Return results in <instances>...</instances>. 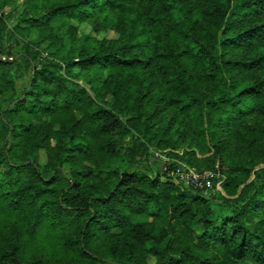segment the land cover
<instances>
[{
    "label": "trees",
    "instance_id": "16d2710c",
    "mask_svg": "<svg viewBox=\"0 0 264 264\" xmlns=\"http://www.w3.org/2000/svg\"><path fill=\"white\" fill-rule=\"evenodd\" d=\"M22 1L48 17L41 43L70 48L36 68L28 46L5 52L0 16V264H264V0ZM135 135L190 166L219 158L225 195L141 169Z\"/></svg>",
    "mask_w": 264,
    "mask_h": 264
},
{
    "label": "rangeland",
    "instance_id": "374dc122",
    "mask_svg": "<svg viewBox=\"0 0 264 264\" xmlns=\"http://www.w3.org/2000/svg\"><path fill=\"white\" fill-rule=\"evenodd\" d=\"M26 7L23 4L22 0H11L8 4H0V16L4 17V20L9 27V34H6V38L3 42V48L6 53H25L26 46H28L31 50L36 53H39V58L33 61V66L39 68L41 64L45 63L47 60H55L61 62L65 67L66 63L64 62L67 58V53L70 48L69 43L64 44L61 41V37L63 34L53 33L52 37L59 39V44L57 47H51V40H48L45 43H41L40 40V31L38 30H30L32 28H43L48 21V17L42 19L40 21L37 20L36 14H31L28 18L25 17ZM45 11L43 14H47ZM112 25H117L113 23ZM110 26V25H109ZM71 27L76 29V37L77 39H81L84 36H88L90 38H95L98 41H118L120 39V34L114 28H102L100 25L95 23H79L77 21L71 22ZM44 30V29H41ZM51 30V29H49ZM46 32V31H45ZM44 32V33H45ZM43 36H47L43 34ZM67 40H70L67 37ZM30 46H29V45ZM8 59V55H6ZM79 73V69L74 71V74L77 75ZM17 75L21 76V79L18 80L19 88L25 89L31 80L32 72L25 67H21L17 69ZM84 88L89 91V95L92 99L95 100V94L91 91L90 86L82 80L79 82ZM4 97L0 96V104L4 103ZM108 105L113 104V100L111 98L107 99ZM170 118V117H169ZM126 145H128L131 149V159L141 163V169L148 170L154 168V170L158 171L160 177L163 182H172V186L175 188L178 187L180 190L186 189L184 186H180L179 181L173 175L177 172L178 169H183L185 171H193L196 173L201 172H209V171H220L221 162L219 158L215 160H211L207 166L203 163L200 165L190 166L185 160V156H183V150L178 149L176 154H178L179 158H174L169 156L170 149L162 150L157 148L156 146H149L147 142L141 140L138 136L135 135L133 140L131 137L128 138ZM200 160H204L205 158H212V155H208L207 157L198 156ZM42 162H44V157L42 156ZM223 175V174H222ZM226 180V175H223ZM168 182V183H169ZM224 182V181H223ZM218 181L212 182L210 186L207 187V190H200L206 196H214L217 191L221 192L225 195L223 191V183L221 189L218 187ZM170 203H166L165 209L162 212V215H165L169 212L168 208ZM166 227V226H165ZM161 225H158V229L165 228ZM173 238L177 237V233L175 229L170 230ZM148 264H160L154 258H149Z\"/></svg>",
    "mask_w": 264,
    "mask_h": 264
},
{
    "label": "built area",
    "instance_id": "2783aa9c",
    "mask_svg": "<svg viewBox=\"0 0 264 264\" xmlns=\"http://www.w3.org/2000/svg\"><path fill=\"white\" fill-rule=\"evenodd\" d=\"M179 181L180 186L186 188H192L194 190H207V187L212 184V182L218 181V187L221 189L224 176L220 171H209L196 173L193 171H185L183 169H178L173 175Z\"/></svg>",
    "mask_w": 264,
    "mask_h": 264
},
{
    "label": "clouds",
    "instance_id": "9594fccd",
    "mask_svg": "<svg viewBox=\"0 0 264 264\" xmlns=\"http://www.w3.org/2000/svg\"><path fill=\"white\" fill-rule=\"evenodd\" d=\"M42 239V237H38L35 241H33V243H40Z\"/></svg>",
    "mask_w": 264,
    "mask_h": 264
}]
</instances>
